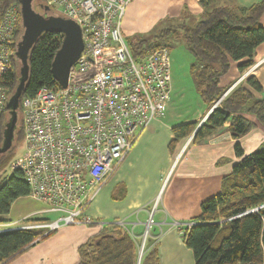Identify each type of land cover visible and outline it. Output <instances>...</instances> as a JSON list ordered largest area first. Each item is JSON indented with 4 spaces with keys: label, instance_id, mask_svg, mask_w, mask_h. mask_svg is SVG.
Returning a JSON list of instances; mask_svg holds the SVG:
<instances>
[{
    "label": "trees",
    "instance_id": "obj_1",
    "mask_svg": "<svg viewBox=\"0 0 264 264\" xmlns=\"http://www.w3.org/2000/svg\"><path fill=\"white\" fill-rule=\"evenodd\" d=\"M215 2L202 1L208 9L195 25L171 24L151 36L127 38L137 60L163 46L171 51L173 44L180 41L185 43L194 57L191 74L198 93L210 106V113L201 124L191 121L172 129L173 139L169 146L172 152L189 138L190 145L201 144L224 128L229 130L234 140H238L255 126L247 115L255 116L264 127V97L255 95L263 91V86L255 75L248 76L244 83H239L216 105L230 87L221 86V79L229 72L231 61L241 62L238 69L242 74L254 65L256 51L264 43V26L261 23L264 0L243 9L215 6ZM40 3L47 6L42 0ZM12 5L20 8V0H0V11ZM21 35L18 32V41ZM62 43L63 35L44 33L29 53V77L17 111L20 125L17 121L11 147L0 154V224L11 223L8 215L13 203L30 196L23 172L13 169L12 164L8 173H3V169L13 157L17 128L23 139V99L34 97L42 87L61 88L52 74V64ZM18 61L16 57L12 69L6 71L0 80V85L8 90L9 99L20 81ZM8 113L7 108L0 117V147L4 144L6 125L11 118L9 113L6 121ZM235 154L240 160L233 166L232 172L222 179L220 192L202 202L200 215L190 220L194 223L192 226L177 227L186 246L193 252L195 264H264V147L246 153L241 143L237 142ZM49 219L29 216L25 221ZM57 231L46 236L40 230L0 232V264L14 260ZM147 242L150 244L152 239L148 238ZM78 254V264H138L139 242L124 227L108 224L101 228L99 235L80 245ZM140 264H160L156 244L145 252Z\"/></svg>",
    "mask_w": 264,
    "mask_h": 264
},
{
    "label": "built area",
    "instance_id": "obj_2",
    "mask_svg": "<svg viewBox=\"0 0 264 264\" xmlns=\"http://www.w3.org/2000/svg\"><path fill=\"white\" fill-rule=\"evenodd\" d=\"M42 1L51 12L80 25L84 49L70 70L67 87H42L34 97L23 99L25 148L12 168L23 172L30 197L59 217L7 224L0 232L40 230L46 236L63 226L99 224L103 229L117 224L137 239L125 220H95L85 210L130 153L139 134L151 121L166 116L172 89L170 49L163 46L135 59L123 31L132 0ZM20 15L16 5L0 11V80L16 59L17 34L22 33ZM92 70L93 75L85 78ZM8 101V90L0 85V117ZM158 201L145 222L138 264L151 237ZM193 224L176 222L174 226Z\"/></svg>",
    "mask_w": 264,
    "mask_h": 264
},
{
    "label": "crops",
    "instance_id": "obj_3",
    "mask_svg": "<svg viewBox=\"0 0 264 264\" xmlns=\"http://www.w3.org/2000/svg\"><path fill=\"white\" fill-rule=\"evenodd\" d=\"M258 1L260 0H216L214 5L243 9ZM207 9L198 0H132L126 10L123 31L128 39H133L137 36L154 35L171 24L195 25ZM261 23L264 26V15ZM177 46H184L189 57L184 59V69L181 70L178 68L181 65L180 55L173 54L172 98L168 103L166 116L151 121L139 134L130 153L85 210L86 215L95 220H125L130 228L133 227L134 234L139 239L145 232L149 213L159 199L155 212L159 231L154 228L150 244L157 245L160 264H172L177 253L181 256L184 252L186 244L174 223L190 222L198 217L202 202L220 192L222 179L232 172L233 166L240 160L235 154V144L241 143L246 153L264 146V127L257 122L255 116L245 115L255 126L238 140H234L225 128L204 143L190 145L189 138L174 152L170 151L174 127L191 121L201 124L210 113L209 104L199 93L187 91L185 86L184 90L183 87H177L180 70L184 77L189 78L188 63L190 66L194 62L185 43L177 42L172 48ZM240 63L231 61L229 72L221 79V86H235L238 81L255 75L263 86V91L256 92L255 95L264 97V43L256 51L254 65L243 74L238 69ZM189 73L191 74V66ZM193 82L195 83L194 78ZM50 213L45 206L30 212L26 217L50 218ZM8 217L13 222L10 215ZM100 232L99 224L63 226L5 264H78L79 246Z\"/></svg>",
    "mask_w": 264,
    "mask_h": 264
},
{
    "label": "water",
    "instance_id": "obj_4",
    "mask_svg": "<svg viewBox=\"0 0 264 264\" xmlns=\"http://www.w3.org/2000/svg\"><path fill=\"white\" fill-rule=\"evenodd\" d=\"M33 2L34 0H20L23 32L16 49V57L21 63L20 81L7 103L11 118L6 125L4 144L0 147V154L7 151L12 145L18 121L17 111L29 77V53L38 39L44 33L63 35L62 46L57 51L52 64L54 79L62 88L67 87L70 70L84 49L82 29L76 21L59 14L43 15L34 8ZM41 7L46 11L50 10L48 6L41 5ZM93 73L94 70L85 78L92 76Z\"/></svg>",
    "mask_w": 264,
    "mask_h": 264
},
{
    "label": "rangeland",
    "instance_id": "obj_5",
    "mask_svg": "<svg viewBox=\"0 0 264 264\" xmlns=\"http://www.w3.org/2000/svg\"><path fill=\"white\" fill-rule=\"evenodd\" d=\"M40 6H41L40 0H35L34 1V8L37 11L41 12L42 9L40 8ZM176 45H177V43H174L173 47H175ZM174 53L175 54L179 53V55H180V61L179 62H180L181 65L180 66L178 65V68H180L181 70L184 69V59L187 60V57H189V52L184 49V46H177V48H172V50L170 51L171 63L174 62V59H172ZM17 66H18V69H20V66H21L20 61L17 62ZM190 66H189V63H188V75H189V78H186V76L184 77V73L181 72V70H180L179 83H178L177 87H179V88L183 87V90H184V86H185L187 91H193L196 94H198L197 89L195 87V83L193 82V78H192L191 74L189 73ZM174 69H175V67H174ZM244 81L245 80L238 81L237 83H235V86L232 85L233 88H232V86H230L227 89V91L224 93V95L216 102V105L220 104V102L227 96V94L231 91V89H234L239 83H242V82L244 83ZM171 98H172V94H171ZM9 117H10V115L8 113L7 117H6V121H8ZM18 125H20L19 121H18ZM224 129H222V130H224ZM18 132L19 131H18V128H17V130H16V139H15L14 147H13V157H12L9 165L5 169H3V173H5V172L8 173L9 169H10L9 166L11 164H13V162L15 160H17L24 152V148H25L24 147V142H23V139H21V137L19 136ZM41 207H45V205L43 203L33 199L32 197L30 198L28 196V197H23V198L18 199L12 205L11 211L9 213L10 217L13 219V222H11V223L12 224H16V225L23 223L24 220L27 218L26 216L30 212H32L34 210H37V209H40ZM49 216H50L51 219H55V218L59 217V214L58 213H50ZM153 219H154V223H153V225H152V227L150 229V233L151 234H153L155 232V229H157L159 231V226H155V222H156V216L155 215L153 216ZM11 223L0 224V229L6 227L5 225L11 224ZM185 229H186V227H184V230ZM182 238H183V236H182ZM141 241H142V238H139L138 242H141ZM152 246H153V244L152 245L151 244H146L145 252L148 249L150 250L152 248ZM174 261H175V263H174ZM172 264H195L194 255H193L192 250L190 248H188L186 245H184V252L181 254V256H180L179 253H177V257L174 258Z\"/></svg>",
    "mask_w": 264,
    "mask_h": 264
},
{
    "label": "flooded vegetation",
    "instance_id": "obj_6",
    "mask_svg": "<svg viewBox=\"0 0 264 264\" xmlns=\"http://www.w3.org/2000/svg\"><path fill=\"white\" fill-rule=\"evenodd\" d=\"M35 1V0H34ZM33 5H34V2H33ZM40 8L42 9V11L40 12V11H38V12H40L41 14H43V15H51L52 14V12H51V10H45L43 7H41L40 6ZM22 32H23V24H22ZM22 34V33H21Z\"/></svg>",
    "mask_w": 264,
    "mask_h": 264
}]
</instances>
